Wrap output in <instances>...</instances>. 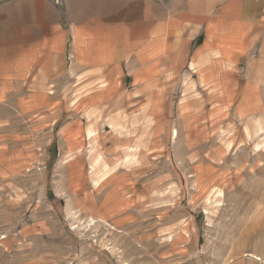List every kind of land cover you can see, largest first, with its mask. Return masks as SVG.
Instances as JSON below:
<instances>
[{
    "label": "rangeland",
    "instance_id": "rangeland-1",
    "mask_svg": "<svg viewBox=\"0 0 264 264\" xmlns=\"http://www.w3.org/2000/svg\"><path fill=\"white\" fill-rule=\"evenodd\" d=\"M75 82H53L51 109L0 101V264H264V112H164L176 127L156 144L152 112L60 110ZM143 117L138 140L158 153L137 159V143L107 158L99 130L130 136ZM77 124L83 140L68 147L62 132Z\"/></svg>",
    "mask_w": 264,
    "mask_h": 264
},
{
    "label": "crops",
    "instance_id": "crops-1",
    "mask_svg": "<svg viewBox=\"0 0 264 264\" xmlns=\"http://www.w3.org/2000/svg\"><path fill=\"white\" fill-rule=\"evenodd\" d=\"M65 80L76 82L62 93L81 92L60 110L152 112L156 144L176 127L164 112L202 111L213 123L252 117L264 112V0H0V101L51 109L53 82ZM148 119L130 136L106 124L97 133L104 155L123 158L139 143L137 159L153 158L159 147L137 137ZM80 133L77 124L62 142L74 147Z\"/></svg>",
    "mask_w": 264,
    "mask_h": 264
},
{
    "label": "built area",
    "instance_id": "built-area-1",
    "mask_svg": "<svg viewBox=\"0 0 264 264\" xmlns=\"http://www.w3.org/2000/svg\"><path fill=\"white\" fill-rule=\"evenodd\" d=\"M64 2V0H56V3H58V4H62Z\"/></svg>",
    "mask_w": 264,
    "mask_h": 264
}]
</instances>
